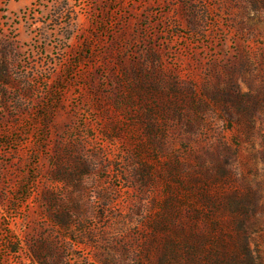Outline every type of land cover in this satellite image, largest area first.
<instances>
[{
  "label": "rangeland",
  "instance_id": "rangeland-1",
  "mask_svg": "<svg viewBox=\"0 0 264 264\" xmlns=\"http://www.w3.org/2000/svg\"><path fill=\"white\" fill-rule=\"evenodd\" d=\"M0 264H264V0H0Z\"/></svg>",
  "mask_w": 264,
  "mask_h": 264
}]
</instances>
